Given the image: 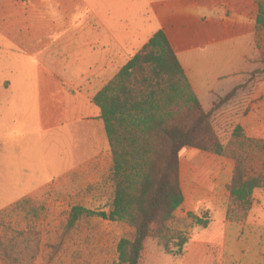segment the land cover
<instances>
[{"label": "rangeland", "instance_id": "obj_1", "mask_svg": "<svg viewBox=\"0 0 264 264\" xmlns=\"http://www.w3.org/2000/svg\"><path fill=\"white\" fill-rule=\"evenodd\" d=\"M124 1L125 7H138L135 14L142 19L148 15L149 3L161 0ZM61 4L62 0H45L40 8L43 21L38 25L45 32V45L52 41L46 36L58 30L59 17L72 12L71 7L64 9ZM76 10L81 13L78 7ZM256 14L252 0L250 15L254 18ZM211 51V46L206 51L194 48L186 54L185 63L214 90L201 97V104L204 112L211 114L213 131L222 144L228 145L243 121L258 111L264 119V34L255 27L246 68L237 64L235 69L216 71ZM233 51L222 54L225 62L235 58ZM240 69L244 70L233 76ZM235 89L234 97L225 100ZM4 123L0 115V264H119L118 245L122 239L133 238V228L98 217H83L73 229L68 228L74 208L95 214L109 212L112 154L103 122L102 126L92 127L91 143L83 145L77 136L56 135L54 138L60 137L61 141L38 142L34 150L24 146L21 154L15 149L5 154ZM244 124L248 137L264 140V127L256 129L253 120ZM234 169L235 162L230 158L184 149L180 179L185 202L171 229L184 233L190 242L197 232L205 230L189 219L190 213L208 217L211 222L214 219L212 226L218 227L221 217L217 211L225 209L233 225L227 232L224 257L217 262L214 258L212 264H264V189L255 191L250 209L245 211L228 191ZM247 219L251 220L249 226L240 224ZM184 260L185 255H169L157 240L148 239L141 264H186Z\"/></svg>", "mask_w": 264, "mask_h": 264}, {"label": "crops", "instance_id": "obj_2", "mask_svg": "<svg viewBox=\"0 0 264 264\" xmlns=\"http://www.w3.org/2000/svg\"><path fill=\"white\" fill-rule=\"evenodd\" d=\"M251 1L161 0L150 2L147 17L141 19L135 14L138 7H125L124 0H62V7H71L72 12L59 17L57 32L46 36L52 41L45 45V32L38 25L43 21L40 8L45 0H0V115L5 119V154L12 149L21 154L24 146L34 150L38 142L61 141L56 135L77 136L83 145L91 143L92 127L102 126L93 99L160 30L166 33L201 101L214 90L185 63V56L194 48L206 51L211 46L216 71L235 69L237 64L246 68L256 27ZM232 50L235 58L225 62L222 54ZM251 120L256 129L264 127L262 111L247 121ZM246 122H242L244 130ZM44 135L49 139L40 138ZM217 213L220 226H212L213 219L187 244L186 264H212L214 258L217 262L224 257L233 223L227 210ZM250 221L240 224L249 226Z\"/></svg>", "mask_w": 264, "mask_h": 264}, {"label": "trees", "instance_id": "obj_3", "mask_svg": "<svg viewBox=\"0 0 264 264\" xmlns=\"http://www.w3.org/2000/svg\"><path fill=\"white\" fill-rule=\"evenodd\" d=\"M257 6L256 29L264 34V0ZM264 74V70H263ZM233 90L225 100L232 99ZM112 154L109 212L95 214L80 207L70 215L69 229L83 217L125 223L132 239L118 245L119 264H141L144 246L155 239L164 251L182 257L189 239L172 231L185 196L180 179V155L186 148L230 158L235 162L230 198L245 211L256 190L264 189V140L245 134L238 125L224 145L203 110L189 78L164 30L149 42L96 95ZM206 229L205 216L188 215Z\"/></svg>", "mask_w": 264, "mask_h": 264}]
</instances>
